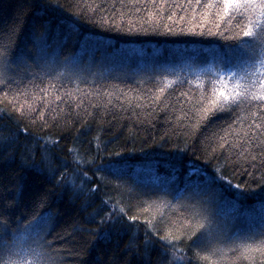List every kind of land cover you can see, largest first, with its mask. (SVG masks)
Listing matches in <instances>:
<instances>
[{"label": "trees", "instance_id": "obj_1", "mask_svg": "<svg viewBox=\"0 0 264 264\" xmlns=\"http://www.w3.org/2000/svg\"><path fill=\"white\" fill-rule=\"evenodd\" d=\"M216 11L196 0H0V181L24 191L10 214L19 231L0 235L14 258L174 264L176 249L184 264H264V165L224 160L260 151L248 126L264 111L252 101L197 118L201 96L244 90L242 77L260 74L224 38L247 17ZM230 65L235 76L221 71ZM217 168L227 181L213 180ZM47 208L49 230H25Z\"/></svg>", "mask_w": 264, "mask_h": 264}, {"label": "snow or ice", "instance_id": "obj_2", "mask_svg": "<svg viewBox=\"0 0 264 264\" xmlns=\"http://www.w3.org/2000/svg\"><path fill=\"white\" fill-rule=\"evenodd\" d=\"M191 5L192 0H188ZM197 6H202L206 11L209 9H217L215 16L219 19H223L224 16H227L229 22L232 19L234 13H240L242 16L247 17V21L244 25H237V30L230 32L228 36H225V39L235 41L234 47L236 49L242 50L246 54V63L251 67L255 68L256 65L260 66V74L256 77V83L251 84L250 76L242 77L243 79H249L250 87L240 90L239 85L233 87L231 93L227 92L224 87H221L213 92L209 97L201 96V101L204 103L197 110L198 120H207L210 115H214L216 112L220 111H229L233 106H239L244 103H252V101H258L256 105L258 111H264V0H209L207 4L201 5L200 0H196ZM173 7H181L179 4H174ZM95 11V9H93ZM223 12L224 16H221L220 13ZM251 16H255V19H252ZM171 19V16L168 17ZM101 22H104L103 19ZM201 28L204 27L203 24L200 25ZM217 31L219 32L220 26L217 24ZM171 31V29H169ZM223 35V33H220ZM247 37L248 39H244ZM8 52L5 50L0 52V61H3L7 58ZM234 65L226 66L225 71L227 75L235 76L236 73L232 71ZM0 84L7 86V80H0ZM257 88L259 89L257 91ZM6 95V94H5ZM59 99V97H57ZM236 121H234L235 123ZM254 125V127H253ZM231 127V126H229ZM248 131H255L256 136L253 139L257 140V143L253 145L260 149L256 154L245 155L248 152L247 148H243L239 153H230L224 158L225 164L231 161L232 156L236 155L237 160L243 159L245 162L249 163L250 166L255 167L252 164L253 161L257 159L260 160V163L264 165V118H262L261 123H256L253 120V124L248 126ZM248 131L244 132V137L248 136ZM241 137V138H244ZM220 141L219 147L223 148L226 139L223 136L217 137ZM49 143H52L49 141ZM245 143L247 145H252V139H246ZM234 147H242L240 144L234 145ZM74 154L73 158L79 163H84L83 160L76 154V150L72 149ZM215 159V156L213 157ZM41 163L48 165L49 170L51 171V162L48 159L47 151L45 149L44 155L41 158ZM200 169L195 168L194 166H189V172L191 174H196ZM85 178H87V173H80ZM216 177L227 181V176H221L220 170L217 168L216 174L213 177L215 180ZM61 179H65L64 175L61 174ZM12 184L9 187L7 184L0 181V235L7 237L9 232H18L21 225H17L16 229H10V214L19 207L20 200L24 196V191L22 187L18 186L15 182H10ZM66 183L71 185L73 188H81L82 185H76L75 179L71 176L66 178ZM236 187H242V185H236ZM95 187L91 191H95ZM47 193L41 192L37 194L38 206L42 207L46 199ZM115 211V209H113ZM120 212H123V209H120ZM194 215H199V213H194ZM112 215L108 214L105 218H102L101 223L105 222V219L112 220ZM129 219L135 220L137 217L132 216ZM32 223H38L41 233L47 232L50 226L53 224V212L51 208L45 209V211L32 215L31 220L27 221V224L24 225L25 230H27V225ZM12 240L5 239L3 244H0V253H7V259H0V264H32L31 261L20 260L16 257V253L13 251ZM178 250L173 249V261L174 264H184V257L181 255H176Z\"/></svg>", "mask_w": 264, "mask_h": 264}]
</instances>
